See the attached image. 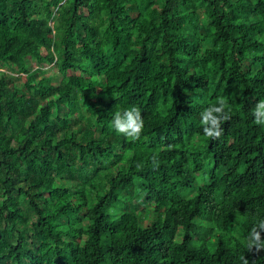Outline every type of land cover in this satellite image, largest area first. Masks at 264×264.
Here are the masks:
<instances>
[{"label":"trees","instance_id":"16d2710c","mask_svg":"<svg viewBox=\"0 0 264 264\" xmlns=\"http://www.w3.org/2000/svg\"><path fill=\"white\" fill-rule=\"evenodd\" d=\"M2 64L22 82L0 70V264H264L245 247L264 219V0H0ZM78 97L95 130L72 126ZM220 97L212 140L200 113ZM131 106L135 141L112 128Z\"/></svg>","mask_w":264,"mask_h":264},{"label":"clouds","instance_id":"9594fccd","mask_svg":"<svg viewBox=\"0 0 264 264\" xmlns=\"http://www.w3.org/2000/svg\"><path fill=\"white\" fill-rule=\"evenodd\" d=\"M253 123L264 126V99L258 100L252 109ZM231 120L228 101L225 97L218 98L215 103L205 107L200 113V126L205 138L218 140L224 129L222 125ZM112 128L120 135L132 141L138 140L144 129L141 110L136 106L122 108L113 114ZM153 165L158 164L156 156L152 157ZM264 219H258L245 238V247L249 252L258 253L264 250ZM242 264H249L245 256H241ZM255 264V262H253Z\"/></svg>","mask_w":264,"mask_h":264},{"label":"rangeland","instance_id":"374dc122","mask_svg":"<svg viewBox=\"0 0 264 264\" xmlns=\"http://www.w3.org/2000/svg\"><path fill=\"white\" fill-rule=\"evenodd\" d=\"M79 11L82 14H85L86 11L82 8L79 9ZM26 64L27 67L29 69H34V68H39L40 71L34 74V80L38 79L39 77H41V75H48L51 77L50 83L52 84H57L58 79H59V74L56 71V68L51 65V64H45V63H37L36 61H34L33 59H27L26 60ZM1 71H3L5 74L7 75H11L13 83L15 85H20L22 82V76L21 74L16 73L15 71L11 70L9 67L6 66V64H2L0 67ZM70 71H68L67 73H69ZM35 100L37 101V105H42L43 101L42 99H40L38 96H35ZM76 111L71 114V119L73 121V127L75 128H80V129H86V128H92V129H96L95 126L93 125V117L89 116L88 113L86 111H84L81 106H80V98H77L76 101ZM59 110L61 112H66L67 108L64 105H60ZM26 121V120H25ZM17 130V126L16 124H11L8 128V133L9 134H14L16 133ZM113 167L111 168L110 172L113 171ZM86 173H88V171L86 170ZM102 176V173H98V176L96 177V179L100 180ZM54 183L57 185H61V184H65L67 183V180L65 177L63 176H57L54 178ZM83 189L86 191L87 196L90 197L91 191L88 190V188L84 185ZM192 191H189L188 194H191ZM135 200L133 199L132 202L135 203L136 205V214L140 220V223H146L149 221V219L153 218L154 216V211H153V204L151 203H146L144 201H142L140 198H136ZM17 201L19 203V206L22 208V210L24 211L26 218L28 220H32L33 219V215L31 213V209L28 207L26 201L24 200L22 195H17ZM120 200L118 199L117 202L113 205V209L116 210L117 212L119 210H122L124 208H122L120 206ZM115 213V212H113ZM178 239V238H176ZM34 241L37 242V239L34 238ZM27 245H29V243H27Z\"/></svg>","mask_w":264,"mask_h":264}]
</instances>
